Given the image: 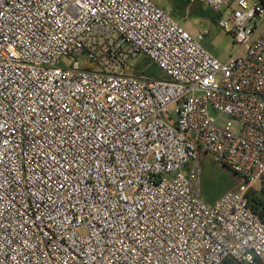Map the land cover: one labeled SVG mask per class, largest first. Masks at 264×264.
Wrapping results in <instances>:
<instances>
[{
  "label": "built area",
  "instance_id": "2783aa9c",
  "mask_svg": "<svg viewBox=\"0 0 264 264\" xmlns=\"http://www.w3.org/2000/svg\"><path fill=\"white\" fill-rule=\"evenodd\" d=\"M187 1L228 59L153 0H0V264H264V0Z\"/></svg>",
  "mask_w": 264,
  "mask_h": 264
},
{
  "label": "rangeland",
  "instance_id": "374dc122",
  "mask_svg": "<svg viewBox=\"0 0 264 264\" xmlns=\"http://www.w3.org/2000/svg\"><path fill=\"white\" fill-rule=\"evenodd\" d=\"M153 1L167 10L171 16L191 31H195L202 24L203 31L208 32L203 40V44L219 59L226 60L239 49L236 43H234L232 36L219 25L221 15L208 9L202 3L191 5L187 15L189 4L187 0ZM251 1L254 2L257 0ZM229 13V11L226 12L225 16ZM79 60L85 63L84 57H80ZM67 61L69 60H65L64 62ZM132 63L134 64V68H145L149 74L156 75V72H161L157 67L149 64L147 59L141 55L135 57ZM200 161L203 166V199L207 203L214 202L226 191L238 186L243 180L241 176L232 172L230 169L216 163L209 155L202 153ZM258 189V187L252 188L251 191L258 192L264 201V194Z\"/></svg>",
  "mask_w": 264,
  "mask_h": 264
},
{
  "label": "trees",
  "instance_id": "16d2710c",
  "mask_svg": "<svg viewBox=\"0 0 264 264\" xmlns=\"http://www.w3.org/2000/svg\"><path fill=\"white\" fill-rule=\"evenodd\" d=\"M249 198L253 210L264 220V201L262 197H260V194L256 191H250Z\"/></svg>",
  "mask_w": 264,
  "mask_h": 264
},
{
  "label": "crops",
  "instance_id": "0c3cea01",
  "mask_svg": "<svg viewBox=\"0 0 264 264\" xmlns=\"http://www.w3.org/2000/svg\"><path fill=\"white\" fill-rule=\"evenodd\" d=\"M209 203V202H208ZM213 202H210V204H212Z\"/></svg>",
  "mask_w": 264,
  "mask_h": 264
}]
</instances>
